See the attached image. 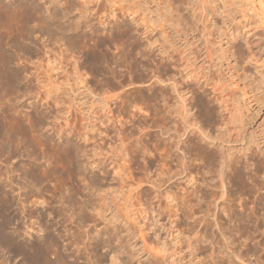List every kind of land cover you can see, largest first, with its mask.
<instances>
[{
    "label": "rangeland",
    "instance_id": "rangeland-1",
    "mask_svg": "<svg viewBox=\"0 0 264 264\" xmlns=\"http://www.w3.org/2000/svg\"><path fill=\"white\" fill-rule=\"evenodd\" d=\"M0 36V264H264V61L236 132L199 0H0Z\"/></svg>",
    "mask_w": 264,
    "mask_h": 264
},
{
    "label": "bare ground",
    "instance_id": "bare-ground-1",
    "mask_svg": "<svg viewBox=\"0 0 264 264\" xmlns=\"http://www.w3.org/2000/svg\"><path fill=\"white\" fill-rule=\"evenodd\" d=\"M28 2V1H27ZM27 4V3H26ZM15 7V6H14ZM25 10V9H24ZM36 10V9H35ZM33 12V11H32ZM199 14H200V23L202 26L203 31V39H204V46L201 49V60H200V82L205 84L206 86H210L209 84H212L213 82L211 80L210 75L212 74V69L215 68L219 74L216 76V79L214 80L215 83H213V89H215L216 92H219L215 94V100L220 105V109H223V112L228 114L227 117L231 119L230 123H236L237 126L235 129H233L236 132H245V122L248 124L253 121V115L254 112L256 114V108L251 106L250 99L248 98V94L250 92L249 87L252 85V83H248L247 80L251 79V77L247 73V68L249 65H253L255 67H258V64L260 62L264 61V0H199ZM133 15V14H132ZM36 18V17H35ZM52 21V20H51ZM62 21V20H61ZM60 21V22H61ZM59 22V21H58ZM59 22V23H60ZM27 23V22H26ZM25 23V24H26ZM16 24V23H15ZM14 24V25H15ZM33 24V23H32ZM62 27H65L63 21L60 23ZM4 35V34H3ZM2 36V35H1ZM0 36V37H1ZM4 38V37H3ZM3 40V39H2ZM226 40V43H224ZM1 42V41H0ZM224 44H228L229 47L225 48ZM234 58V62L232 59ZM171 59V57L169 58ZM171 61V60H170ZM227 63V64H226ZM262 69V68H261ZM260 69V70H261ZM259 70V68H258ZM259 70V75L256 76L258 78L257 85H259V90L257 92L261 93L260 89L262 90V100L264 102V69L262 71ZM216 71V72H217ZM254 79H251L254 81ZM248 80V81H249ZM212 83H211V82ZM254 82V83H255ZM256 85V84H255ZM205 86V87H206ZM203 87V88H205ZM252 87V86H251ZM250 87V88H251ZM257 87V88H258ZM255 87V89L257 90ZM233 95H227L228 90ZM200 90V89H199ZM218 90V91H217ZM227 90V93H226ZM249 90V91H248ZM254 90V87H252V90ZM202 91V90H201ZM214 91V90H213ZM255 91V90H254ZM214 92V93H216ZM256 92V91H255ZM253 92V93H255ZM224 93H226L225 96ZM252 93V94H253ZM257 94V93H255ZM206 96V94L204 95ZM251 96V94H250ZM254 96V95H253ZM181 103L183 106H185V109H187L186 106V99L181 96ZM255 102V101H254ZM253 104V103H252ZM255 104V103H254ZM210 105V104H209ZM192 108V107H191ZM184 109V110H185ZM217 109V108H216ZM219 109V108H218ZM188 110V109H187ZM186 111V110H185ZM191 111V110H190ZM210 111V110H209ZM218 111V110H217ZM186 112H189L186 111ZM183 113V112H182ZM181 113V114H182ZM211 113V112H210ZM214 113V112H213ZM222 113V111H220ZM185 114V113H184ZM216 114V113H215ZM223 114V113H222ZM186 116V115H185ZM220 116V114H219ZM183 117V114H182ZM188 117V115L186 116ZM222 117V116H221ZM189 119V118H188ZM186 120L184 118L183 121L186 122L185 126H188V129H192L195 124L191 120ZM222 119V118H221ZM228 119V118H227ZM220 120V119H219ZM223 120V119H222ZM221 122V121H220ZM225 122V121H224ZM222 123V122H221ZM227 124V122H225ZM198 124V123H197ZM229 124V123H228ZM227 124V126H228ZM235 124V125H236ZM222 125V124H221ZM184 126V125H183ZM225 124L223 126L218 127L217 129H220L219 134H223L224 130L226 133L229 131V133H232V130L229 128H225ZM198 127V126H196ZM197 129V128H196ZM200 129V128H199ZM205 130V129H204ZM228 130V131H227ZM195 132V131H194ZM186 133V132H185ZM202 133V132H201ZM206 134V133H205ZM186 136V135H185ZM206 137V139L211 140L213 139L210 135H203ZM218 136V135H217ZM216 136V137H217ZM215 137V138H216ZM196 138V137H195ZM202 139V138H201ZM200 139V140H201ZM192 140V139H191ZM189 140V141H191ZM215 139H213L214 141ZM192 142V141H191ZM20 144V143H19ZM189 144V143H188ZM191 144V143H190ZM189 144V145H190ZM194 145V144H192ZM188 146V145H187ZM191 147V146H190ZM205 147V146H204ZM21 148V147H20ZM204 151V150H203ZM202 152V150H201ZM205 152V151H204ZM211 153V152H210ZM202 154V153H201ZM221 156V155H220ZM201 158V157H200ZM223 159V158H221ZM180 160V159H179ZM198 160V158L196 159ZM214 160V159H213ZM224 160V159H223ZM228 160V159H227ZM192 161V160H191ZM229 161V160H228ZM226 161V162H228ZM180 162V161H179ZM183 162V161H182ZM187 162V161H186ZM198 162V161H197ZM225 162V160H224ZM225 162V164H226ZM231 162V161H230ZM195 163V162H193ZM232 163V162H231ZM180 164V163H179ZM184 165V164H183ZM190 165V164H189ZM193 165V164H191ZM230 165V164H229ZM178 166V165H176ZM188 166V164H187ZM171 167V166H170ZM180 168V167H179ZM185 171H192L191 167L186 170V163L184 165ZM203 169V168H202ZM171 170V169H170ZM196 170V169H195ZM165 171V170H164ZM168 171V170H167ZM180 171V170H179ZM187 171V172H188ZM184 172V171H183ZM203 172V171H202ZM239 172V171H237ZM174 173V172H173ZM176 173V172H175ZM178 173V172H177ZM200 173V172H199ZM204 173V172H203ZM172 174V173H171ZM189 178L191 179V182L199 181L196 176H194L192 173L188 172ZM194 176H192V175ZM198 174V173H197ZM217 174V173H216ZM165 175V174H164ZM167 175V174H166ZM177 175V174H176ZM199 175V174H198ZM202 175V174H201ZM222 176V175H221ZM165 180V179H164ZM201 182V181H200ZM155 183V182H154ZM157 183V182H156ZM165 183V181H164ZM198 183V182H197ZM196 183V184H197ZM202 183V182H201ZM191 184V183H190ZM198 185V184H197ZM195 185V186H197ZM160 187V186H159ZM199 187V186H198ZM158 188V187H157ZM156 188V189H157ZM188 188V187H187ZM189 189V188H188ZM161 190V189H160ZM223 190V189H222ZM171 191V190H170ZM166 192V191H165ZM173 192V191H172ZM188 192V191H187ZM158 194V193H157ZM156 194V195H157ZM172 194V193H170ZM175 194V192H174ZM186 194V193H185ZM154 194H152L153 196ZM167 195V194H166ZM176 195V194H175ZM151 196V197H152ZM169 196V192L168 195ZM171 196L169 198L171 199ZM177 196V195H176ZM221 196V195H219ZM226 195L224 194L223 197ZM173 197V196H172ZM194 197V196H193ZM216 197V196H214ZM213 197V198H214ZM174 198V197H173ZM193 199V198H192ZM183 200V199H180ZM179 200V201H180ZM186 200V198H185ZM188 200V199H187ZM209 200V199H208ZM221 200V199H219ZM161 201V200H160ZM224 201V200H223ZM222 201V202H223ZM158 202V201H157ZM169 202V201H168ZM173 202V201H172ZM195 202V201H194ZM154 203V202H153ZM183 203V201H182ZM188 203V202H187ZM186 203V204H187ZM156 204V203H155ZM178 204V203H177ZM181 204V203H180ZM152 205V204H151ZM160 205V204H159ZM190 205V204H189ZM212 205V204H211ZM210 205V206H211ZM170 206V205H169ZM168 206V207H169ZM192 206V205H191ZM196 206V205H195ZM157 207V206H156ZM163 207V206H162ZM167 207V206H166ZM165 207V208H166ZM183 207V206H182ZM187 207V206H186ZM209 207V206H207ZM217 207V206H216ZM148 208V207H147ZM160 208V207H159ZM179 208V207H178ZM190 208V207H189ZM188 208V209H189ZM231 208V207H230ZM158 209V208H156ZM180 209V208H179ZM194 209V208H193ZM208 209V208H207ZM255 209V208H253ZM154 210V209H153ZM160 210V209H159ZM169 210V209H168ZM182 210V209H180ZM185 210V209H184ZM252 210V209H251ZM187 211V210H186ZM213 211V210H212ZM225 211V209H224ZM189 212V211H188ZM192 212V211H191ZM210 212V211H209ZM216 212V211H215ZM234 212V211H233ZM160 213V212H159ZM158 213V214H159ZM185 213V212H184ZM219 213V212H218ZM254 213V212H253ZM175 214V213H174ZM177 214V213H176ZM182 214V213H181ZM195 214V213H193ZM232 214V213H231ZM251 214V213H250ZM154 215V214H153ZM221 215V214H220ZM228 215V214H227ZM149 216V215H148ZM188 216V215H186ZM197 216V215H196ZM199 216V215H198ZM204 216V214H203ZM209 216V215H208ZM223 216V215H222ZM221 216V217H222ZM250 216V215H249ZM255 216V215H254ZM151 217V216H150ZM160 217V216H159ZM173 217V216H172ZM194 217V216H193ZM226 217V216H225ZM171 218V216H170ZM181 218V217H180ZM189 218V217H188ZM187 218V219H188ZM191 218V217H190ZM211 218V217H210ZM252 218V217H251ZM147 219V217H146ZM177 219V218H176ZM192 219V218H191ZM235 219V218H234ZM250 219V217H249ZM190 220V219H189ZM252 220V219H251ZM258 220V218H257ZM193 221V220H192ZM196 221V220H195ZM194 221V222H195ZM149 222V221H148ZM187 222V221H186ZM215 222V218H214ZM220 222V221H219ZM218 222V223H219ZM243 222V220H242ZM248 222V221H247ZM197 223V222H196ZM262 223V221H261ZM260 223V225H261ZM156 224V223H155ZM194 224V223H193ZM221 224V222H220ZM219 224V225H220ZM242 224V223H241ZM191 226V224H190ZM253 226V225H252ZM174 227V226H173ZM181 227V226H180ZM176 228V227H175ZM240 228V227H239ZM254 228V227H253ZM259 228V227H258ZM206 229V228H205ZM194 231V230H193ZM203 231V230H202ZM259 231V230H258ZM141 232V231H140ZM143 232V231H142ZM146 232V231H145ZM154 232V231H153ZM205 233V232H204ZM142 234V233H140ZM139 234V235H140ZM206 234V233H205ZM202 235V233H201ZM200 235V236H201ZM208 235V234H207ZM45 236V235H44ZM144 234H142V239H145ZM147 237V236H146ZM205 237V235H204ZM202 239V241H205L206 238ZM202 238V237H201ZM55 238H50V240H54ZM49 240L47 237H44L41 243V247L46 249V241ZM54 242V241H53ZM146 242V241H145ZM4 243V242H3ZM58 243V242H57ZM146 244V243H145ZM205 244V242H204ZM148 246V245H147ZM49 247V246H48ZM123 247V246H122ZM55 248V247H54ZM60 248V247H59ZM153 248V247H152ZM151 248V249H152ZM150 249V250H151ZM123 250V249H122ZM150 252V251H149ZM36 253V252H35ZM50 254V253H49ZM37 255V254H35ZM57 255V254H56ZM40 258H43V264H65V256L64 254H61L58 256L57 259L54 261L49 260L48 254L45 252H42L40 254ZM53 257V256H52ZM56 258V257H55ZM37 259V258H36ZM121 261H123V264H130L127 262L126 258H120ZM69 260V259H67ZM66 260V261H67ZM213 260V259H212ZM218 260H216L217 262ZM220 261V260H219ZM42 262V261H41ZM69 262V261H67ZM214 263V260H213ZM42 264V263H41ZM67 264V263H66Z\"/></svg>",
    "mask_w": 264,
    "mask_h": 264
}]
</instances>
